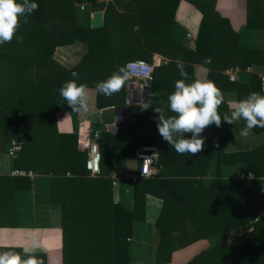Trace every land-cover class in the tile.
Here are the masks:
<instances>
[{
  "label": "trees",
  "instance_id": "trees-1",
  "mask_svg": "<svg viewBox=\"0 0 264 264\" xmlns=\"http://www.w3.org/2000/svg\"><path fill=\"white\" fill-rule=\"evenodd\" d=\"M181 1L129 0L128 11L134 13L121 22L125 26L129 25L126 21L132 24L125 35V48L113 49L108 13L100 29H84L75 24L59 35L49 29L56 19L74 18L76 4H94L97 0H35L38 10L27 17V24L21 23L17 33L23 37L22 42L14 38L0 46V151L9 147L12 132L21 130L25 139L21 140L24 149L16 158L17 170L53 176L51 199L62 207L63 264H130L132 222L143 218L139 202L143 207L147 194L164 201L156 225V264H176L178 253L190 247L200 250L185 264H264V147L226 157L229 162H246L254 179L228 180L218 175L211 187H206L204 178L216 152L210 126L201 134L205 139L202 152L180 155L159 135L158 114L154 111L161 107L166 116L173 115L167 108V98L174 91L175 81L182 79L176 65L181 60L189 83L196 79V65L209 68L207 79L214 81L225 95L219 112L228 113L231 93L234 100L244 99L256 81L262 85L260 77H254L253 84L231 82L224 69H246L253 62H263L264 52L237 47L238 36L216 10V0H186L202 13L203 19L193 45L177 41L173 25ZM76 41L85 42L89 52L72 69L57 66L52 59L56 48ZM157 54L167 63L155 68L148 108L133 105L129 114L136 127L152 130L153 148L158 153L155 162L167 170L136 183L134 210L130 212L115 203L111 177H89L87 153L79 151L78 135L59 130L58 116L62 112L70 117L80 116V111H73L63 100L59 88L74 79L72 73L76 72L78 84L94 89L97 82L106 80L129 61L152 62ZM205 58H211L212 63L205 64ZM125 98L126 84L110 97L97 94V105L100 109L123 105ZM226 125L221 126L228 138L231 133ZM190 137L189 133L185 138ZM82 156L83 167L76 170ZM15 178L27 180L24 187H31L30 177ZM139 183H143L142 196L137 192ZM240 229L247 230L241 242H209L215 236ZM7 250L22 252L6 248L1 251ZM35 254L48 264L45 254Z\"/></svg>",
  "mask_w": 264,
  "mask_h": 264
},
{
  "label": "crops",
  "instance_id": "crops-1",
  "mask_svg": "<svg viewBox=\"0 0 264 264\" xmlns=\"http://www.w3.org/2000/svg\"><path fill=\"white\" fill-rule=\"evenodd\" d=\"M250 1L216 0V10L229 21L232 30L237 34L238 48L264 52V0H252L251 5ZM128 3L129 0H97L94 4H76L75 17L52 20L53 22H51L49 27L50 32L59 35L75 24L77 27L89 29L91 28L93 14L97 12L104 13L105 24L108 13L107 16H109L112 34L110 47L113 49L125 48V35L131 29L132 24L130 23L131 26H125L122 23L113 22V19L117 17V19L120 18L121 21H125L126 15L134 13L133 11H128ZM47 8H50L49 3ZM202 19V13L193 4L182 0L175 13L173 36L179 42L193 45L195 42L189 39L187 35H198ZM126 24L129 23L126 21ZM135 29L138 28L135 27ZM88 52L89 46L85 42L76 41L72 45L56 48L52 59L57 66L64 69H72L80 63ZM237 67L229 68L234 69ZM240 69L236 82L242 85L250 84L254 81V77L258 78L264 74V61L253 62L246 69ZM208 74V67L202 65L195 66L194 77L196 79H207ZM252 86L251 92H258L264 95L259 82L256 81ZM136 87L141 89L139 85ZM127 90L128 86L126 83L125 104L118 106H125L127 104ZM246 95L249 94H245L244 96ZM131 97L132 99L134 98L133 95ZM234 97V94L231 93L229 100H234ZM150 99L151 92L148 101L146 100L148 103H134L130 106L148 105ZM144 100L143 95L138 96V102H143ZM88 103L89 110L86 112L81 110L79 117H70L67 112H62L58 116L59 130L62 133H75L78 135L79 151H84L81 145L86 143L91 132L100 131L99 145L102 154L101 176L111 177L114 174L126 171L138 173L140 163L135 155L139 150L149 151L150 148L154 147L152 130L136 127L134 125L135 119L128 112V116L133 119V123L127 126H120L114 132L110 131L109 127L115 124L116 107L118 106L100 109L97 105V94L94 91L89 92ZM230 112L231 109H229L228 114ZM96 116H101L104 121V124L100 128H97L92 122ZM245 126L246 122L242 119L235 122V124L230 125L227 123L226 127L231 133L228 138L227 133H224L222 130V126L219 128L215 125L209 127L212 142L216 146V152L212 157L207 169V175L204 178V185L206 187H211L212 182L218 175L228 180H251L248 176L250 174L254 176L250 166L246 162H229L226 158L227 155L251 152L264 147V129L259 127L254 128L251 134L245 138L240 135V131ZM13 133L12 140L25 139L23 131L14 130ZM6 152L7 149L0 151V251L3 248L22 250L24 247L39 244L40 247L36 253L45 254L48 264H63L62 207L51 199L53 176L51 174L30 171L34 174V177L29 178L31 187L25 188L27 180L15 178L11 174L14 170L18 169L15 165L16 158L19 156L11 158ZM83 163L84 157L82 156V160L76 167V170L82 168ZM188 181L192 182L189 179ZM143 183L137 184L139 196H142L144 188L141 186ZM135 187L136 183L127 181L121 183L117 188L113 187L115 203L121 205L125 210L132 212L134 210ZM139 205H141L139 211L143 218H135L132 222V235L128 241L130 264H156L158 242L156 225L163 212L164 201L160 197L147 194L143 207L140 202ZM246 232V229H240L232 233L221 234L211 238L209 242L211 245L219 242L238 243L246 237ZM199 250L190 247L179 252L176 264H185V261L193 257Z\"/></svg>",
  "mask_w": 264,
  "mask_h": 264
},
{
  "label": "clouds",
  "instance_id": "clouds-1",
  "mask_svg": "<svg viewBox=\"0 0 264 264\" xmlns=\"http://www.w3.org/2000/svg\"><path fill=\"white\" fill-rule=\"evenodd\" d=\"M35 0H0V46L10 43L14 38L18 43L23 40L17 35L21 23L27 24V17L38 10ZM205 64H211V58H205ZM177 69L182 79L175 81L174 91L167 98V108L173 113L165 115L164 108L157 107V130L162 139L180 155L194 156L203 151L205 139L201 134L209 126L221 127L222 123L235 124L244 120L246 126L240 131L242 137L247 138L252 129H264V95L251 92L246 98L229 100L230 114H220L219 108L225 103L222 90L210 79H194L185 71L183 61H176ZM74 79L68 80L59 88L60 96L73 111L89 110V92L112 96L124 88L129 79L125 67L118 68L106 80L97 82L94 89L86 84H78L79 76L72 73ZM145 105L144 109H147ZM190 138H185L186 134ZM39 244L24 247L22 252L0 251V264H44L43 259L35 253Z\"/></svg>",
  "mask_w": 264,
  "mask_h": 264
},
{
  "label": "built area",
  "instance_id": "built-area-1",
  "mask_svg": "<svg viewBox=\"0 0 264 264\" xmlns=\"http://www.w3.org/2000/svg\"><path fill=\"white\" fill-rule=\"evenodd\" d=\"M187 37L191 40L196 39L195 35L193 34H188ZM166 63L167 60L160 55H154L152 62H147L144 60H133L128 62L125 66L126 71L129 74V79L127 81L128 88L132 86L136 89H139L136 87L139 85L142 89L148 81H153L155 68ZM240 70L241 69L238 67L234 69H226L224 71V75L227 76L231 82H236L238 80V73ZM260 79L262 90L264 92V74L260 76ZM12 130H14V127H12ZM100 135L101 133L98 130L91 132L86 143L81 145L83 150L87 153L86 170L89 177L91 178L101 177L102 174V154L99 145ZM23 149V142L20 139H13L7 148L6 153L9 157L16 158L23 151ZM135 156L140 163L139 172L136 173L133 171H126L112 175L111 179L114 188L119 187L121 183L126 181L130 183H137L141 180L152 179L157 175L158 169L154 166L156 163L155 160L157 158L156 154L146 150H139L136 152ZM11 174L14 177H34L32 172L19 170H14ZM248 178L254 179V176L250 174ZM262 216H264V213Z\"/></svg>",
  "mask_w": 264,
  "mask_h": 264
},
{
  "label": "water",
  "instance_id": "water-1",
  "mask_svg": "<svg viewBox=\"0 0 264 264\" xmlns=\"http://www.w3.org/2000/svg\"><path fill=\"white\" fill-rule=\"evenodd\" d=\"M104 26V13L103 12H97L93 14V17L91 19V28L92 29H100ZM152 84L153 81L150 80L147 82L146 85L143 86L142 89H136L134 87H129L127 90V104L125 106H118L116 107V120H115V124L109 127L110 131H115L118 127L120 126H127V125H131L133 123V119L131 117L128 116V112H129V106L132 104H140V103H148L146 102V100L148 101L149 96H150V92L152 89ZM131 95L134 96V98L132 99ZM143 95L144 97V101L143 102H138V96ZM137 100V101H136ZM93 124L97 127L100 128L103 124L104 121L102 119L101 116H96L93 118L92 120ZM150 152H154V154L157 155L156 150L154 148H150L149 149ZM154 166L158 169V170H167L166 167H164L161 164L155 163Z\"/></svg>",
  "mask_w": 264,
  "mask_h": 264
},
{
  "label": "rangeland",
  "instance_id": "rangeland-1",
  "mask_svg": "<svg viewBox=\"0 0 264 264\" xmlns=\"http://www.w3.org/2000/svg\"><path fill=\"white\" fill-rule=\"evenodd\" d=\"M88 12V11H87ZM113 22H115V23H121L122 21H121V19L119 18V19H117V17H115L114 19H113ZM129 25H130V23H129ZM196 38H197V36H195ZM196 40V39H195ZM195 40H193L194 42H195ZM13 133V132H12ZM14 134V133H13ZM21 140V139H20Z\"/></svg>",
  "mask_w": 264,
  "mask_h": 264
}]
</instances>
